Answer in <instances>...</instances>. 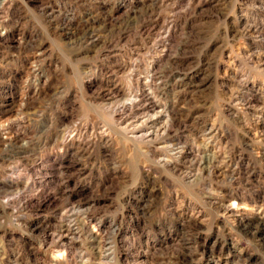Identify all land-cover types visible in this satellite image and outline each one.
<instances>
[{
	"label": "rangeland",
	"instance_id": "374dc122",
	"mask_svg": "<svg viewBox=\"0 0 264 264\" xmlns=\"http://www.w3.org/2000/svg\"><path fill=\"white\" fill-rule=\"evenodd\" d=\"M0 264H264V0H0Z\"/></svg>",
	"mask_w": 264,
	"mask_h": 264
},
{
	"label": "bare ground",
	"instance_id": "6f19581e",
	"mask_svg": "<svg viewBox=\"0 0 264 264\" xmlns=\"http://www.w3.org/2000/svg\"><path fill=\"white\" fill-rule=\"evenodd\" d=\"M7 137H9V136H7ZM10 139V138H9ZM9 141V140H8Z\"/></svg>",
	"mask_w": 264,
	"mask_h": 264
}]
</instances>
